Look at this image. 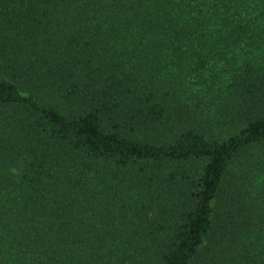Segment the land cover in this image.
I'll use <instances>...</instances> for the list:
<instances>
[{"label": "trees", "instance_id": "16d2710c", "mask_svg": "<svg viewBox=\"0 0 264 264\" xmlns=\"http://www.w3.org/2000/svg\"><path fill=\"white\" fill-rule=\"evenodd\" d=\"M0 264H264V0H0Z\"/></svg>", "mask_w": 264, "mask_h": 264}]
</instances>
